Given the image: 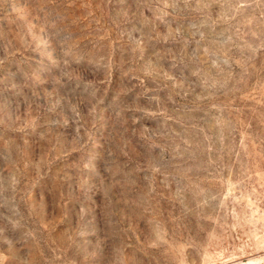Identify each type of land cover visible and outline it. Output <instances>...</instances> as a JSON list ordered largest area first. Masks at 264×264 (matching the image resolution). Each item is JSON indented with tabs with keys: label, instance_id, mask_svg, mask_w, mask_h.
Listing matches in <instances>:
<instances>
[{
	"label": "rangeland",
	"instance_id": "1",
	"mask_svg": "<svg viewBox=\"0 0 264 264\" xmlns=\"http://www.w3.org/2000/svg\"><path fill=\"white\" fill-rule=\"evenodd\" d=\"M0 264H264V0H0Z\"/></svg>",
	"mask_w": 264,
	"mask_h": 264
}]
</instances>
